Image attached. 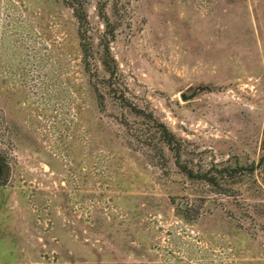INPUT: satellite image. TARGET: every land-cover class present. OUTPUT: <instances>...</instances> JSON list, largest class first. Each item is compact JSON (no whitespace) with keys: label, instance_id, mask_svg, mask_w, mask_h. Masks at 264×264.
Here are the masks:
<instances>
[{"label":"rangeland","instance_id":"obj_1","mask_svg":"<svg viewBox=\"0 0 264 264\" xmlns=\"http://www.w3.org/2000/svg\"><path fill=\"white\" fill-rule=\"evenodd\" d=\"M0 157V264H264V0H0Z\"/></svg>","mask_w":264,"mask_h":264},{"label":"trees","instance_id":"obj_2","mask_svg":"<svg viewBox=\"0 0 264 264\" xmlns=\"http://www.w3.org/2000/svg\"><path fill=\"white\" fill-rule=\"evenodd\" d=\"M74 13L79 21L80 24L83 23V21L86 19L85 12L81 8H77L73 5ZM112 33V32H111ZM110 33V35H112ZM109 35L105 34L103 43H102V52H101V61L108 72V79H107V87L112 91V94L119 99L120 104L124 107H129L130 110H132L135 113H142L143 110L141 108H138L136 106H132L131 104L127 103V100L124 96V94L120 91V94H117V89L119 87L117 86V82H115L113 79L115 78V75L117 73V65L115 63L114 57L112 56L109 46ZM155 127L158 129V131L162 134L164 142L167 144L168 147L174 149V140H173V134L170 130H168L161 122H156ZM177 152V151H176ZM8 169V162L3 161L2 157H0V186L4 184L5 181V171Z\"/></svg>","mask_w":264,"mask_h":264}]
</instances>
